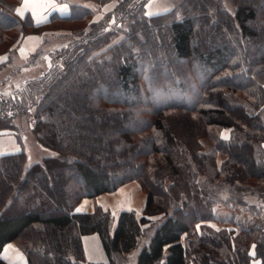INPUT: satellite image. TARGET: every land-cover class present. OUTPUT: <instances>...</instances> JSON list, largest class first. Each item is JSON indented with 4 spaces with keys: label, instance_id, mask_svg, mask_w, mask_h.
I'll return each instance as SVG.
<instances>
[{
    "label": "trees",
    "instance_id": "obj_1",
    "mask_svg": "<svg viewBox=\"0 0 264 264\" xmlns=\"http://www.w3.org/2000/svg\"><path fill=\"white\" fill-rule=\"evenodd\" d=\"M145 1L118 0L72 50L59 48V64L51 57V67L31 86L0 94V120L33 107L32 131L54 149L28 167L22 150L0 154V252L25 235L20 247L28 264H117L139 242L135 264H250L254 258L264 264L263 228L235 231L207 223L215 218L217 202L244 206L246 195L264 196V184L249 182L264 179L261 0H226L233 10L224 0H178L175 11L148 17ZM4 8L0 3L4 29L20 21L32 31L42 26ZM70 8L68 15L52 13L51 19L90 13L84 5ZM111 14L112 30L103 31ZM153 23L163 42L148 31L146 24ZM159 42L165 59L149 51ZM180 67L178 81L173 76ZM145 87L150 89L144 103L137 105L134 98ZM105 89L121 94L112 97ZM151 92L157 94L155 104ZM177 121L185 133L176 137ZM206 134L214 142L208 150L200 141ZM241 149L248 163L240 159ZM253 167L261 172L253 173ZM131 178L146 190L141 215L121 210L111 229L107 208L95 204L90 212L77 211L83 197L113 191ZM32 181L44 188L34 189ZM51 192L58 206L50 203ZM89 233L98 235L104 261L86 260L82 236ZM0 264L9 263L0 255Z\"/></svg>",
    "mask_w": 264,
    "mask_h": 264
},
{
    "label": "rangeland",
    "instance_id": "obj_2",
    "mask_svg": "<svg viewBox=\"0 0 264 264\" xmlns=\"http://www.w3.org/2000/svg\"><path fill=\"white\" fill-rule=\"evenodd\" d=\"M62 1V0H61ZM68 1L69 6L71 4H80L90 8V13L83 16L80 19H58L53 18L51 16L48 21L39 24L38 29L32 31L29 26H26L21 21L14 25L11 28L4 29L0 26V58L6 57L3 62H0V94L6 95L9 93L18 94L19 92L23 91V88L26 86H31L34 80H37L41 77L42 74L48 71V68L51 67L52 63L50 61V66L47 68L45 64L44 55L48 54L54 61V63H60L59 58H57V52L59 48H67V52L73 49L75 46V41L79 39V36H84L88 31L91 30L92 24H102V21L105 20V17L109 11L113 9V7L117 4L118 0H111L109 2L100 4L95 0H65ZM178 0H146L142 5L143 14L145 16H154L158 14L168 13L170 11H175ZM201 1V0H200ZM226 8L229 10H233L234 6L230 2H226L224 0ZM260 3V7L258 8L262 13V17L264 19V0L258 1ZM0 3L2 7L7 8L8 11L16 16L19 20L23 19L24 17L30 18L33 22L32 16L29 13H26L23 16H19L15 12V8L19 3V0H1ZM4 8V9H5ZM174 8V9H173ZM71 9V8H70ZM158 13L154 15H147L146 13ZM9 13V12H8ZM175 12H173L169 18H172ZM178 15V13L176 14ZM112 16V14H111ZM110 16V17H111ZM110 19V18H109ZM168 19V18H166ZM165 19V20H166ZM109 21V20H108ZM115 21V17H114ZM113 21V23H114ZM154 22V21H153ZM155 23V22H154ZM146 24L148 31L153 35L155 38L159 39L163 42V36H161L159 31H156L157 25ZM34 24V23H33ZM112 23L108 22V25H103V31L110 30ZM24 25V26H23ZM224 27L228 29V26L224 25ZM101 29V30H102ZM142 30L144 28H141ZM141 29H138L136 32L140 35ZM112 30V28H111ZM144 31V30H143ZM29 33H36L39 35V41L36 43V46L32 47L31 43L28 46H31L32 49L25 50L22 41L25 35ZM85 33V34H84ZM119 36L122 37L125 33L118 32ZM83 34V35H82ZM142 35V34H141ZM119 37V38H120ZM140 37L139 39H141ZM74 43V44H73ZM165 45L163 43L160 44L158 48H154L153 52L151 48H149L150 53H153L156 58H163L165 59L164 49ZM191 67V68H190ZM188 70L191 78L196 81L195 72L190 66ZM184 68L181 67L175 71H177V75L173 76V79L181 81L180 72ZM143 71V70H142ZM164 68L161 69L160 74L164 75ZM147 73V70H144L143 73ZM146 75V74H144ZM264 87V84H263ZM102 88H97V91L102 90ZM150 88L145 87L140 94H138L134 99H137L139 103L137 105H142L144 103V95H146V91ZM107 93V90L105 89ZM121 91L107 93L109 96L112 97H119ZM241 94V93H239ZM150 101L152 104L156 103L157 94L151 92ZM133 99V98H132ZM29 101L25 103L28 105ZM22 105V104H21ZM23 106V105H22ZM251 120H248L247 127ZM177 121L175 131V136L181 135V133H185L184 124ZM34 124V115H33V107L29 106L27 111L23 114L17 112L14 117L9 119H1L0 120V151H13V146L17 145L16 147L20 148L25 154V166L28 167L30 164L36 161H40L44 156L49 154H53V150L51 148H47L43 146L41 142L38 141L37 135L32 131ZM180 128V130H179ZM182 130V131H181ZM146 132H149L148 130ZM219 134L223 136H227L229 131L226 128H219L217 131ZM200 141L202 144V149L208 150L214 146V142L212 141L209 135H204L200 137ZM52 151H51V150ZM12 153V152H9ZM241 156L240 159L244 163H248L250 158L247 155V152L244 149L240 150ZM1 154V152H0ZM6 154V153H2ZM258 154V153H257ZM223 158L222 155L218 154V158ZM257 158V155H256ZM253 173L261 172L258 168H251ZM4 174L0 175V181L3 180ZM6 180L11 181L13 180L11 176L8 174L5 175ZM52 180H54L52 175ZM250 184L255 187L263 186L264 179L261 178L260 181H255L251 179ZM32 186L34 189L37 187L44 188L43 185L39 182V184L32 181ZM120 187V189H119ZM118 189V190H117ZM30 192V191H28ZM258 193V192H257ZM256 193V195H257ZM26 192H23L21 195L25 197ZM7 195V194H6ZM50 203L54 205H59V202L56 199V196L53 192L48 194ZM227 193L224 195L226 196ZM256 195H246L244 197L245 205H235L230 207V205H226L222 202H217L212 206L214 219L209 220V225L214 228H228L234 229L235 231H239L242 228L247 227H263L264 226V196L257 197ZM28 196V195H27ZM146 198V190L142 187V183L138 178H131L121 185H119L115 190L109 192H103L102 195L98 197H83L82 203L81 200L78 202L84 207H91L90 211L93 210L95 204H98L97 200H99L103 208H107L110 211L112 216V223L111 229L114 228L116 223V218L121 210H133L138 216L144 212V204ZM77 204V205H78ZM77 207V206H76ZM128 207L129 209H126ZM86 211V212H90ZM151 218L159 217L158 214L150 215ZM25 236V235H24ZM23 236V237H24ZM26 236H29V231L26 232ZM23 237L17 240L9 241L10 244L7 245L11 250H8L11 255H16L17 257L18 252L20 251L23 256L25 257L24 252L21 249V245L24 244ZM145 238V237H144ZM147 239V238H146ZM8 243V242H7ZM6 243V244H7ZM5 244V245H6ZM141 242L139 245L129 253L118 257L116 263L117 264H135L136 262V253L140 247ZM4 245V246H5ZM82 245L83 251L85 254V258L87 261L96 262V261H104L105 255L103 253L100 239L96 233H89L82 236ZM3 246V247H4ZM6 246V249H7ZM2 251V250H1ZM1 255V252H0ZM26 264V258H25Z\"/></svg>",
    "mask_w": 264,
    "mask_h": 264
},
{
    "label": "crops",
    "instance_id": "obj_3",
    "mask_svg": "<svg viewBox=\"0 0 264 264\" xmlns=\"http://www.w3.org/2000/svg\"><path fill=\"white\" fill-rule=\"evenodd\" d=\"M25 4V0H19V3L17 4L16 8H15V12L19 15V16H23L26 13H29L32 16L33 19V23L35 25H39L42 24L46 21L49 20L50 16L52 13H56L59 16H65L68 15L70 12V6L68 1L65 0H28V7L25 8L24 7ZM21 9L22 12L24 13L23 15L19 14L16 9ZM39 41V35L36 33H29L27 35H25L23 41H22V45L24 47L25 50L27 49H32V47L36 46V43ZM31 43V46H28ZM34 45V46H33ZM17 145L13 146V151H9V152H16L19 151L20 148L16 147ZM1 154L2 153H9L7 151H0ZM120 189V187H119ZM118 190V189H117ZM102 195L99 194L96 197ZM98 204L102 205V203L97 200ZM82 203V200H81ZM81 203H79L76 207V209H80V211H90L91 207H87L86 205L83 207L81 205ZM126 209H129L128 207H126ZM264 229V226L262 227ZM10 242H8L2 249L1 251V256L3 257L4 260H6L9 264H26L25 262V257L23 256V254L19 251L17 257H15L16 255H11L10 252L8 250H11V248H9ZM6 246H7V252H5L6 250ZM250 264H260V259L259 258H254L251 260Z\"/></svg>",
    "mask_w": 264,
    "mask_h": 264
},
{
    "label": "snow or ice",
    "instance_id": "obj_4",
    "mask_svg": "<svg viewBox=\"0 0 264 264\" xmlns=\"http://www.w3.org/2000/svg\"><path fill=\"white\" fill-rule=\"evenodd\" d=\"M24 7L25 8H27L28 7V0H25V4H24ZM16 11L19 13V14H21V15H23L24 13L22 12V10L21 9H16ZM147 15H154V14H158V13H152V12H148V13H146ZM6 59V57H4V58H0V62H3V60H5ZM77 211H80V209H77ZM199 227V226H198ZM5 252H7V249L5 250ZM254 254V253H253Z\"/></svg>",
    "mask_w": 264,
    "mask_h": 264
},
{
    "label": "water",
    "instance_id": "obj_5",
    "mask_svg": "<svg viewBox=\"0 0 264 264\" xmlns=\"http://www.w3.org/2000/svg\"><path fill=\"white\" fill-rule=\"evenodd\" d=\"M113 21H114V16L112 15L108 22L113 23ZM44 59H45L46 67L48 68L50 66V56L48 54H45Z\"/></svg>",
    "mask_w": 264,
    "mask_h": 264
}]
</instances>
